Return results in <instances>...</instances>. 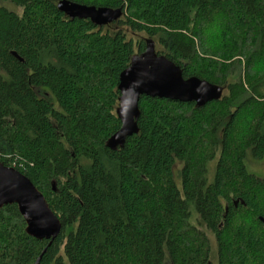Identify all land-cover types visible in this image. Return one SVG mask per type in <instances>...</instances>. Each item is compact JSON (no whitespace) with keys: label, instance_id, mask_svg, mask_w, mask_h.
I'll return each mask as SVG.
<instances>
[{"label":"trees","instance_id":"trees-1","mask_svg":"<svg viewBox=\"0 0 264 264\" xmlns=\"http://www.w3.org/2000/svg\"><path fill=\"white\" fill-rule=\"evenodd\" d=\"M4 1L0 161L62 230L34 238L4 206L0 264H264V178L248 168L264 162V0H72L123 9L103 27L59 0ZM146 38L223 96H142L138 133L113 150L120 74Z\"/></svg>","mask_w":264,"mask_h":264},{"label":"water","instance_id":"water-1","mask_svg":"<svg viewBox=\"0 0 264 264\" xmlns=\"http://www.w3.org/2000/svg\"><path fill=\"white\" fill-rule=\"evenodd\" d=\"M57 8L70 19H89L99 27L116 22L124 14L122 8L97 7L72 0H59ZM145 43V50L135 54L120 74L116 113L121 127L107 141V146L113 150L123 147L128 137L138 133L142 96L195 102L199 107L223 96L219 85L197 76L185 78L179 65L157 52L153 39L146 38ZM9 204L18 206L30 236L49 240L51 244L60 234L62 223L43 193L22 172L0 161V209ZM41 256L35 264H40Z\"/></svg>","mask_w":264,"mask_h":264},{"label":"rangeland","instance_id":"rangeland-1","mask_svg":"<svg viewBox=\"0 0 264 264\" xmlns=\"http://www.w3.org/2000/svg\"><path fill=\"white\" fill-rule=\"evenodd\" d=\"M3 5H5L6 7L10 8V9H14L17 11H20V9H18L14 4H12L10 1H4L2 3ZM256 161V160H255ZM251 161L250 166L248 167L252 172L256 173L258 176H261L264 178V162L261 161ZM213 239V238H212ZM212 246L213 249L215 250V242L214 239L212 240Z\"/></svg>","mask_w":264,"mask_h":264}]
</instances>
